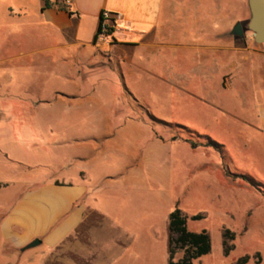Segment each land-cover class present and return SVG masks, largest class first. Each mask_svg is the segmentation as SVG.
I'll list each match as a JSON object with an SVG mask.
<instances>
[{"label":"rangeland","instance_id":"rangeland-1","mask_svg":"<svg viewBox=\"0 0 264 264\" xmlns=\"http://www.w3.org/2000/svg\"><path fill=\"white\" fill-rule=\"evenodd\" d=\"M195 3L199 6L192 12L196 20L194 15L188 16L181 31L170 35L156 55L137 51L134 69L124 76L114 63L119 59L107 48L101 51L110 57L93 62H113L106 63L110 71L67 79L64 74L72 73L66 65L78 62L18 59L19 50L9 43L14 33L5 29V45L0 50V183L7 186L0 189V215L29 187L48 181L53 173L62 179L56 170L67 154L55 150L53 142L68 140L71 134L74 139L102 136L104 124L123 123L133 111L168 140L166 150L152 164L153 171L156 167L167 177L160 182L153 177V198L146 196L139 224L122 228L128 237L137 233L141 237L111 264H165V222L177 202L188 218L187 229L206 231L210 237V253L193 264H236L243 257L249 258L246 264H264V132L246 127L252 115L243 105V97L254 87L235 83L227 68L228 52H218L220 62H204L205 68L214 66L213 80L199 75L203 62H197L202 55L198 47L224 48L228 44L222 33L239 22L243 37L233 36V42L245 45L249 55L240 74L256 77L262 74V66L255 58L257 53L264 54V45H257L247 30L246 0ZM62 94L65 99L58 101ZM64 108L66 122L74 126L71 131L57 130L56 121L63 118ZM83 120L99 130L74 129ZM186 140L222 145L223 161L211 148H205L207 153L191 152ZM222 162L230 174L244 176L251 183L226 176L220 168ZM140 198L143 195L121 196L120 201L134 203ZM104 207L101 212L111 214L106 204ZM195 215L203 218L192 221ZM224 230L235 236L234 248L226 256ZM40 252H45L42 247L30 249L19 260L8 255L0 264H42L44 254ZM181 256L177 253L175 260Z\"/></svg>","mask_w":264,"mask_h":264},{"label":"crops","instance_id":"crops-1","mask_svg":"<svg viewBox=\"0 0 264 264\" xmlns=\"http://www.w3.org/2000/svg\"><path fill=\"white\" fill-rule=\"evenodd\" d=\"M195 4L194 0H71L67 12L45 7V0H0V50L5 43L4 31L8 29L14 33V39L6 41L19 50L18 59L78 62L66 65L72 73V76L64 74L67 79L110 71L107 64L113 62H93L98 57L109 58V53L119 59L114 63L124 76L134 69L133 57L137 51L156 55L170 35L181 31L188 16L194 15L196 20V13L192 12L199 6ZM102 12L113 15L115 23L111 42L99 45L94 38ZM222 34L228 44L224 48L198 47L202 55L197 62H203L198 73L213 80L215 68L210 65L205 68L204 62H220L216 59L218 52H228L227 68L233 72L235 83H248L250 89L254 87L247 98L243 97L245 111L252 115L246 127L264 132V54L257 53L255 58L262 66V74L242 76L240 73L249 60L248 49L240 42H233L230 28ZM239 39L236 41H241ZM107 48L109 53L101 51ZM122 66L125 69L120 68ZM57 98L62 101L65 94ZM65 111L66 108L62 111L63 118L56 121L60 125L57 130L71 131L74 126L66 122ZM76 128L99 130L88 126L84 120L75 125ZM103 130L102 136L74 139L71 134L68 140L51 144L58 152L67 154L58 162L56 170L62 179L54 177L57 174L53 173L48 181L29 187L0 215V259L5 260L10 255L19 260L21 254L30 250L24 248L38 240L40 243L34 248L44 249L45 252H40L44 254L42 264H111L137 243L139 233L128 237L122 228L139 224V213L146 208V196L153 198V177L159 182L166 179L156 167L153 171L152 164L166 150L168 140L152 131L133 111L123 123L104 124ZM186 145L191 152L207 153L205 148L192 149ZM4 157L11 160L7 154ZM220 159L223 161L221 156ZM223 165L226 167L222 162V170ZM6 186L0 183V189ZM131 195H143V198L134 203L120 201L121 196L130 199ZM105 204L111 210V214L105 213L107 216L101 212ZM91 212L100 215L101 221L88 227L84 235H78V228Z\"/></svg>","mask_w":264,"mask_h":264},{"label":"trees","instance_id":"trees-1","mask_svg":"<svg viewBox=\"0 0 264 264\" xmlns=\"http://www.w3.org/2000/svg\"><path fill=\"white\" fill-rule=\"evenodd\" d=\"M45 7H54L58 10L70 11V6H66L63 3V0H53L50 2L49 0H45ZM103 18L100 16L101 24ZM112 22V19L110 20ZM114 23L109 27V33H113ZM99 31V27L97 33ZM96 33V35H97ZM96 35L94 38V42L96 39ZM186 143L190 145V148H211L217 154L222 156V145L217 144L214 141H209L204 145L195 144L189 140H186ZM223 171L226 176H231L235 179H240L243 181H248L251 183L246 177L241 175L230 174L226 167L223 165ZM253 185V184H252ZM202 215H195L191 217L192 221L202 219ZM187 216L184 215L181 210L176 206L174 210L169 214L168 224H167V253L168 259L167 264H193L195 261L199 260L203 256H206L211 251V242L210 237L206 231H201L198 233L190 232L187 229ZM101 221V216L97 215L94 212H91L87 219L81 224V226L77 230L78 235H84L86 229L90 227L92 224ZM234 234L229 230H224L222 233V246L224 255H228L229 252L234 248L232 242L234 241ZM181 252L182 256L180 259L175 260V256L177 253ZM248 257H243L237 261L236 264H246L248 262Z\"/></svg>","mask_w":264,"mask_h":264},{"label":"water","instance_id":"water-1","mask_svg":"<svg viewBox=\"0 0 264 264\" xmlns=\"http://www.w3.org/2000/svg\"><path fill=\"white\" fill-rule=\"evenodd\" d=\"M246 2L249 11L247 30L253 34V41L257 45H264V0H246ZM243 33L241 24L237 22L231 30V35L242 38ZM39 243L38 240H34L24 250L34 248Z\"/></svg>","mask_w":264,"mask_h":264},{"label":"built area","instance_id":"built-area-1","mask_svg":"<svg viewBox=\"0 0 264 264\" xmlns=\"http://www.w3.org/2000/svg\"><path fill=\"white\" fill-rule=\"evenodd\" d=\"M64 5L70 6L71 0H63ZM101 17L103 18L99 25V31L96 35L95 44L103 45L111 42L112 33H109V27L115 23V17L108 12H102ZM112 19V22L110 21Z\"/></svg>","mask_w":264,"mask_h":264}]
</instances>
